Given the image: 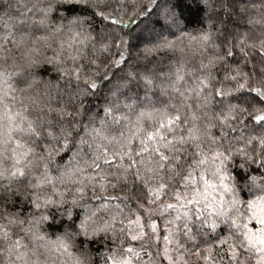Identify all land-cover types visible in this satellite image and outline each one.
Returning a JSON list of instances; mask_svg holds the SVG:
<instances>
[{
	"label": "clouds",
	"instance_id": "9594fccd",
	"mask_svg": "<svg viewBox=\"0 0 264 264\" xmlns=\"http://www.w3.org/2000/svg\"><path fill=\"white\" fill-rule=\"evenodd\" d=\"M0 264H264V0H0Z\"/></svg>",
	"mask_w": 264,
	"mask_h": 264
}]
</instances>
